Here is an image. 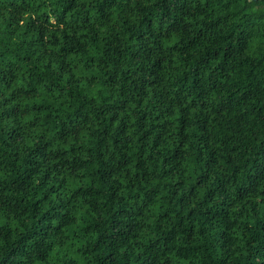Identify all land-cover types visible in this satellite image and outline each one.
Returning <instances> with one entry per match:
<instances>
[{
    "label": "trees",
    "instance_id": "1",
    "mask_svg": "<svg viewBox=\"0 0 264 264\" xmlns=\"http://www.w3.org/2000/svg\"><path fill=\"white\" fill-rule=\"evenodd\" d=\"M249 115L264 0H0V264H264Z\"/></svg>",
    "mask_w": 264,
    "mask_h": 264
},
{
    "label": "clouds",
    "instance_id": "2",
    "mask_svg": "<svg viewBox=\"0 0 264 264\" xmlns=\"http://www.w3.org/2000/svg\"><path fill=\"white\" fill-rule=\"evenodd\" d=\"M227 115H228V117L233 118V120H234L235 116L238 114L237 113H229ZM245 119L248 121V123L244 125L242 130L239 128V126H237V127H234V128L227 130L226 132L218 131V133H217L218 136H220L226 142H232V141H228V137H230V136L231 137H237V136L242 135L243 137L247 138L249 141H251L253 139V137L264 136V127H262L260 123H255V124L252 123V121L255 119L254 115H249ZM28 143L31 144L32 141L29 140ZM218 143H219V141H218ZM220 148H221L220 155L224 156V153L222 150L223 146L221 145ZM219 164L224 166V167H228V165L225 163V159H220ZM201 192H203V189H201ZM67 195L71 196V192H68ZM72 203L76 204V203H79V201L73 200Z\"/></svg>",
    "mask_w": 264,
    "mask_h": 264
}]
</instances>
